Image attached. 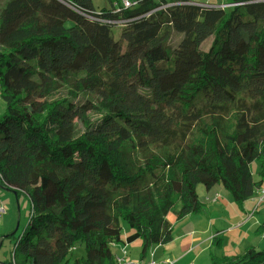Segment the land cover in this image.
<instances>
[{
  "label": "trees",
  "instance_id": "obj_1",
  "mask_svg": "<svg viewBox=\"0 0 264 264\" xmlns=\"http://www.w3.org/2000/svg\"><path fill=\"white\" fill-rule=\"evenodd\" d=\"M108 2L0 10V188L31 203L5 264H71L79 245L74 264H119L127 250L113 248L136 241L135 264L159 263L175 237L169 213L203 212L199 185L239 208L264 188V0H231L229 14L200 0ZM211 256L264 264L257 247Z\"/></svg>",
  "mask_w": 264,
  "mask_h": 264
},
{
  "label": "rangeland",
  "instance_id": "obj_2",
  "mask_svg": "<svg viewBox=\"0 0 264 264\" xmlns=\"http://www.w3.org/2000/svg\"><path fill=\"white\" fill-rule=\"evenodd\" d=\"M8 1L9 0H0V10H2L5 7ZM108 1L109 0H93L96 8H102L106 5L108 6L109 5ZM216 3H217V0H213L212 2L210 0H206L205 2L206 5H210V6L216 5ZM230 8H231L230 6L225 7L226 12L228 14L230 13ZM118 31H119V28L116 29V32ZM248 94H250V92ZM5 110H6L5 103L0 100V116L4 114ZM160 151L164 153L167 150L166 151L163 149L155 150L156 153H159ZM257 170H258V164L254 163L252 165V171H253L254 176L257 174ZM255 179H257L256 176H255ZM49 187H50L48 189L49 190L48 191L49 200H50V203H53L54 198L58 192V187L55 186L54 184H51ZM198 189H203L205 191V187L203 185H199L197 187V190ZM227 194L231 198L228 192ZM0 206H2V208L6 210V213L3 215V218L0 221V264H5L6 262L8 263L10 258L12 257L11 252L13 250V244H12V241H10V238H11L10 236H12L13 234L14 235L16 234L15 236L19 237L23 234V232L27 228L30 217H31V203H30L29 198L24 194L17 196L15 193H12V192H9V191H6L0 188ZM225 214L226 216L223 214V216L221 217L222 225L221 227L217 228V230L225 229V225H228L231 223L233 225H236L235 223L238 222L237 218H230L229 211H227ZM226 217H228V219H232L233 222H229L225 224ZM190 218H194V217L187 216L183 219H178L174 211L169 213V215L167 216V220L173 225L174 234L176 237H178L183 232V228L185 226H187L188 224H191ZM215 220L218 221L220 224V221L217 218L212 219V221H215ZM256 220H259L260 221L259 223H262L264 221V210L260 211L256 215ZM254 223L256 224L255 220H253V222L250 225H253ZM176 224H178V226L175 228ZM122 225H123L122 226L123 237L126 238L127 235H130L131 231L129 229V226L126 223H123ZM247 229L248 228L241 229V230L238 229V231L236 232V234H238L239 236L237 240L234 239L235 237L234 234H230L227 236L225 235L224 236L225 238L224 248L223 246L218 247L217 245L213 244L212 241L206 242V246L202 248V249L206 248V250L204 251V254H202L199 260L194 264H211V258H212L211 255L221 257V256H235V255L242 253L243 251L241 250V243L247 238L245 237V232L247 231ZM260 240L261 238L258 239L255 246L258 248V250L263 251L264 241H260ZM202 241L203 240H201L200 243L205 244V242H202ZM236 242L238 243L237 248L233 246V243H236ZM140 244H141V241H136L133 244L128 245L130 247V251L127 250V254H128L127 260L129 259L128 260L129 263L132 262L135 264L137 262L136 259L140 260V256H138ZM124 249H127V247L121 244L118 246V251L115 248H113V253L114 255H119V257L123 256ZM131 252H133L132 255H131ZM84 255H85L84 247L81 245L77 246L76 250L74 251V255L70 257L71 264H74L76 258H81ZM158 260H159V257H158ZM165 261H167V259L163 260L162 263L168 264V261L167 262ZM190 264H193V262Z\"/></svg>",
  "mask_w": 264,
  "mask_h": 264
},
{
  "label": "crops",
  "instance_id": "obj_3",
  "mask_svg": "<svg viewBox=\"0 0 264 264\" xmlns=\"http://www.w3.org/2000/svg\"><path fill=\"white\" fill-rule=\"evenodd\" d=\"M123 1H133V0H122ZM211 2L213 0H210ZM203 4H205L206 0H200ZM107 6V5H106ZM215 7H223L232 6L231 0H217L216 5H212ZM197 193L201 199H203V203H205V207L202 213L198 215H193L190 218L191 224H188L183 228V232L178 236L174 237V241L164 247H158L155 250V259L157 258V262L163 264V260H171L174 264H190L193 262L196 263L202 254H204L205 249H202L206 246V242L213 241L215 237L221 235L222 238V246L225 247V238L224 236L234 234V239H238V234L236 232L238 229L248 228L245 232L246 240L241 243V250L248 247H256L255 244L259 238L260 241H264V236H261L257 233L258 226L261 225L259 220H256V215L264 210V203L258 204L257 197L247 201L242 208L235 206L232 202V199L228 196L227 192L222 187H216L211 191H205L203 189H198ZM219 195L218 200H214L215 196ZM229 211L230 218H237L236 225L228 224L225 225V229L217 230V228L221 227L222 220L221 217L223 214L226 216V212ZM213 218H217L220 221H212ZM253 220L256 221V224L250 225ZM233 222L232 219H228L226 217L225 224ZM217 225H215V224ZM259 224V225H258ZM178 224L175 225V228ZM203 240L200 243V241ZM238 242V241H237ZM233 243L235 248L238 247V243ZM128 251H130V247L126 246ZM118 251V247L115 248ZM119 253V252H118ZM133 252H131V255ZM141 254V244L139 246L138 256ZM161 254V255H160ZM224 255V254H223ZM159 257V260H158ZM137 260V259H136Z\"/></svg>",
  "mask_w": 264,
  "mask_h": 264
},
{
  "label": "built area",
  "instance_id": "obj_4",
  "mask_svg": "<svg viewBox=\"0 0 264 264\" xmlns=\"http://www.w3.org/2000/svg\"><path fill=\"white\" fill-rule=\"evenodd\" d=\"M124 5L126 8L131 7L133 4L131 2L125 1ZM94 21L97 22H101L102 24H108V25H112V26H118V27H122L124 26L127 22L120 20V21H114V20H102V19H93ZM258 204L264 203V188L260 191V195L258 198ZM6 213V210L4 208H0V217L3 216ZM126 259L125 258H118L117 261L119 264H128L129 262H124ZM168 264H174V262H172L171 260H167ZM165 261V262H167ZM156 262L154 260H151L149 262H144L142 264H155ZM158 264V263H156ZM166 264V263H163Z\"/></svg>",
  "mask_w": 264,
  "mask_h": 264
},
{
  "label": "water",
  "instance_id": "obj_5",
  "mask_svg": "<svg viewBox=\"0 0 264 264\" xmlns=\"http://www.w3.org/2000/svg\"><path fill=\"white\" fill-rule=\"evenodd\" d=\"M5 189V188H4ZM6 191H9V189H5Z\"/></svg>",
  "mask_w": 264,
  "mask_h": 264
}]
</instances>
